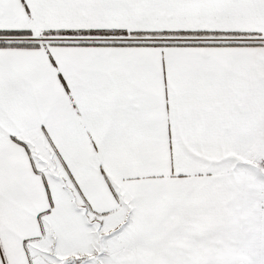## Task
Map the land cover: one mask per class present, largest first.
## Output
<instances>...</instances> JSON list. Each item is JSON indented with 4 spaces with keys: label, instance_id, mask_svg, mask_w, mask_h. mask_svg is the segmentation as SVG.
Masks as SVG:
<instances>
[{
    "label": "snow or ice",
    "instance_id": "1",
    "mask_svg": "<svg viewBox=\"0 0 264 264\" xmlns=\"http://www.w3.org/2000/svg\"><path fill=\"white\" fill-rule=\"evenodd\" d=\"M0 264H264V0H0Z\"/></svg>",
    "mask_w": 264,
    "mask_h": 264
}]
</instances>
